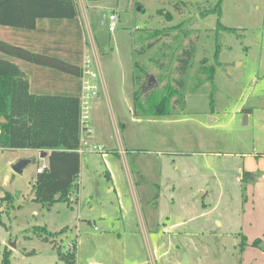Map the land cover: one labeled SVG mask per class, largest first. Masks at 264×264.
<instances>
[{
    "label": "rangeland",
    "instance_id": "obj_1",
    "mask_svg": "<svg viewBox=\"0 0 264 264\" xmlns=\"http://www.w3.org/2000/svg\"><path fill=\"white\" fill-rule=\"evenodd\" d=\"M218 1L95 0L109 14L131 15L110 32L107 23L100 24L101 11L91 12L97 21L90 26L98 56L93 69L104 76L109 100L100 90L91 101L93 134L84 141L102 149L81 156L73 202L51 207L33 201L42 160L31 152L0 149V264L5 250L9 264H63L58 252L72 245L76 264H264V250L244 252L239 237L242 228L258 231L253 219L264 221L261 173L242 181L247 170H264V0H223L220 14L201 16ZM170 27L176 29L169 33ZM87 38L91 48L89 32ZM190 42L197 53L180 91L185 103L174 104V96L166 102L170 113L162 115L161 102L179 78L177 55ZM203 65L215 67L213 83L205 75L195 78ZM140 74L141 89L150 75L159 86L145 93L133 88ZM137 90L144 110L133 107ZM119 119L124 124L117 132ZM122 145L159 174L161 188H153L156 198L148 212L140 203L143 219L161 222L159 235L144 234L126 191L125 160L130 165L132 160L118 157ZM25 158L34 163L19 174L13 166ZM109 171L117 176L121 199L110 193ZM7 194L12 201L3 200ZM121 205L134 224L128 240L105 232L109 219L122 216ZM38 227L65 231L50 237Z\"/></svg>",
    "mask_w": 264,
    "mask_h": 264
},
{
    "label": "trees",
    "instance_id": "obj_2",
    "mask_svg": "<svg viewBox=\"0 0 264 264\" xmlns=\"http://www.w3.org/2000/svg\"><path fill=\"white\" fill-rule=\"evenodd\" d=\"M222 3L223 0H219L213 9L201 13V16L220 14ZM78 15L76 0H0V26L5 27L33 30L39 19H75ZM219 27H223L220 19ZM167 29L157 31V33L162 34ZM174 29L176 27H170L169 33ZM0 52L16 60L54 68L70 75L82 76L83 74L81 67L1 40ZM196 53L195 42H190L177 55L176 71L179 78L174 80V89L162 100L160 114L170 113L166 111V102L169 104L174 96L177 97L174 104L185 103L180 91L186 88V76L192 68ZM214 74V66L203 65L195 78L200 79L202 78L200 76L205 75L213 83ZM143 77L141 74L134 77L133 82L137 89L143 85ZM134 99L135 111L144 110L138 90L134 94ZM243 112L250 113L248 110H243ZM2 119L5 121L2 122ZM0 129V149L50 151L49 165L41 173H37L33 184V201L48 207L55 203H68L79 188L80 100L75 97L32 94L29 79L19 65L10 59L0 58ZM249 175L245 172L242 181L249 182L247 178ZM3 200L12 201L13 196L7 194ZM36 231L56 237L65 229L52 233L45 227H38ZM246 246V239L243 237L240 244L241 250H244ZM253 246H259L258 240L253 243ZM58 253L63 264H76V248L73 245L65 252L60 250ZM9 263L10 254L5 250L2 264Z\"/></svg>",
    "mask_w": 264,
    "mask_h": 264
},
{
    "label": "crops",
    "instance_id": "obj_3",
    "mask_svg": "<svg viewBox=\"0 0 264 264\" xmlns=\"http://www.w3.org/2000/svg\"><path fill=\"white\" fill-rule=\"evenodd\" d=\"M79 10V15L75 19H39L37 21L36 28L33 30L23 29V28H13V27H5L0 26V40L26 48L32 52L42 54L45 56H50L53 58L60 59L69 64L78 66L83 68L87 58L89 57L92 61L93 66L95 67V60L98 61L97 56V48L94 44V40L92 37V33L90 31V26L93 23H97V21L92 16L91 12L95 10H100L101 14L104 12L101 7H97V3L95 0H76ZM83 7V14L80 11V4ZM126 11L124 14L129 15ZM112 13L120 14L117 11H112ZM109 14V13H108ZM90 15V17H89ZM108 16V15H107ZM131 20V15L127 19V23ZM126 23V24H127ZM101 24V22H100ZM106 24V20L104 22ZM103 24V25H104ZM88 30V31H87ZM90 34L92 47H89V41L87 38V34ZM0 58L10 59L16 62L23 73L28 77L30 83V91L35 95H48V96H62V97H75L79 100L83 97V80L81 76H74L62 71H59L54 68L36 65L23 60H16L14 58H10L7 55L0 52ZM96 70V69H95ZM101 92L105 94L107 99L109 100V91L108 87L105 83V78L101 74L100 79ZM134 88V84H133ZM128 94V93H127ZM133 93V107L135 103ZM101 95V93H100ZM126 97V95H125ZM128 98H125L124 103H128ZM110 103V101H109ZM118 105V104H117ZM130 108V104H129ZM135 108V107H134ZM123 122L119 119V124L117 120H115L116 130L119 132V127L123 126ZM126 124L124 129H126ZM90 133L81 128V146L80 148L84 149V153L80 154L85 155L92 150H86L85 144L88 141H84L85 137L91 138L93 131L90 128ZM87 139V138H86ZM89 143V142H88ZM122 145L119 158L128 156L135 165V169L133 168V163L127 164L124 170V176L126 177V191L130 195L132 202L137 205V210L140 216V223L143 225V231L146 236H156L159 235V228L161 226V222L159 219H153L151 216L143 219L141 217L142 210L140 208V203H144L146 206L144 210L148 212L147 209L150 207V203L152 199L156 198L155 193H153V188H161L160 183H158L157 178H159L158 172H154V170H150V168L146 167L142 164L141 161H136L135 156H131V152L129 153V147ZM27 152L33 153V155L39 157L42 160V168H46L49 165V150H34V149H19ZM43 153H46V157H43ZM115 153V152H112ZM32 156H30L31 158ZM82 169V159H81V168ZM248 173L260 172V181L259 185L264 187V170H247ZM108 178L111 180L113 184V189L110 190V193H114L118 199L123 197V190L118 183L117 176L109 171ZM155 177V179H154ZM254 181V180H253ZM256 184V185H258ZM255 185V186H256ZM78 188L77 192L79 191ZM157 196V195H156ZM122 207V216L115 220V218L109 219V226L106 229V233L112 232L113 235H116L120 240L123 238L128 240V236H133V222L128 218V216L123 214V206ZM143 210V211H144ZM105 221L108 220V215L103 217ZM115 220V221H114ZM116 221L118 225H116ZM253 221H257V225L259 227L258 231L253 232L252 228L250 231L244 230L239 233V237L242 239L243 237L246 239L247 246L244 250H247L250 255H253L254 252H262L264 250V221L257 219ZM252 225V224H251ZM169 228H166L167 231ZM108 230V231H107ZM258 240L260 247L253 246V243ZM243 250V251H244ZM245 252V251H244ZM263 253V252H262Z\"/></svg>",
    "mask_w": 264,
    "mask_h": 264
},
{
    "label": "built area",
    "instance_id": "obj_4",
    "mask_svg": "<svg viewBox=\"0 0 264 264\" xmlns=\"http://www.w3.org/2000/svg\"><path fill=\"white\" fill-rule=\"evenodd\" d=\"M120 22L119 16L116 13L108 14L106 17V23L108 24V29L110 32H115L117 29V23ZM82 80H83V97L80 99V123L81 128H83L85 131L90 133L89 129V121H90V104L91 101L95 98H97L100 94L101 85H100V74L93 69V64L91 59L88 57L86 60V63L83 67V74H82ZM1 134V129H0ZM85 147H87L86 150H92L100 152L102 148L100 147H94L91 148L90 144L87 142L85 144ZM79 154H83L85 151L84 149L80 148L78 150ZM44 170V168H38L37 173H41ZM73 202V199L70 200ZM71 246V244H70Z\"/></svg>",
    "mask_w": 264,
    "mask_h": 264
},
{
    "label": "water",
    "instance_id": "obj_5",
    "mask_svg": "<svg viewBox=\"0 0 264 264\" xmlns=\"http://www.w3.org/2000/svg\"><path fill=\"white\" fill-rule=\"evenodd\" d=\"M108 13L107 12H102L101 14V19H100V22H101V25L104 24L105 20H106V17H107ZM129 18V15L127 14H120L119 16V20L121 23L123 24H126L127 23V19ZM159 85H158V82L157 80L155 79L154 76H148L145 83H144V86H143V92H149L151 91L152 89L154 88H157ZM5 120L2 119V122H4ZM43 157H46V153H43ZM34 163V161L32 159H28V158H25V159H22L20 160L16 165L13 166V170L16 171L17 173L21 174L23 172V170L32 165Z\"/></svg>",
    "mask_w": 264,
    "mask_h": 264
}]
</instances>
